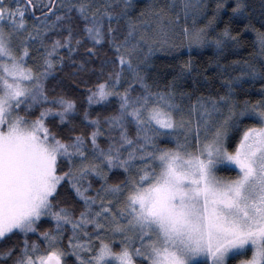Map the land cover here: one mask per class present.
I'll return each instance as SVG.
<instances>
[{
  "label": "snow or ice",
  "instance_id": "1",
  "mask_svg": "<svg viewBox=\"0 0 264 264\" xmlns=\"http://www.w3.org/2000/svg\"><path fill=\"white\" fill-rule=\"evenodd\" d=\"M253 17L248 0H0V264H264V0Z\"/></svg>",
  "mask_w": 264,
  "mask_h": 264
},
{
  "label": "trees",
  "instance_id": "2",
  "mask_svg": "<svg viewBox=\"0 0 264 264\" xmlns=\"http://www.w3.org/2000/svg\"><path fill=\"white\" fill-rule=\"evenodd\" d=\"M211 3H214V0H210ZM249 4L252 5V9L254 11V17H253V23H255L257 28L261 27V24L259 23V12L261 8V3L262 0H248ZM211 14V12H209ZM226 19V17H225ZM200 23H203V20L200 21ZM219 27H223V23L219 25ZM243 35V50L239 53L240 57H246L249 53L254 51V41H255V34L252 33L251 31L242 34ZM107 49V45H105V48L102 49V51H105ZM180 52L182 55L176 56L175 58L169 56L167 53L164 52H157L155 53L150 67L146 69L149 74V78L152 79L153 77L158 79V82L161 85L166 84L168 81L171 80L172 77V68L175 67V65L183 59L187 58L188 55V49L187 48H181ZM214 53V48L212 47H206L204 49H195L193 50V56L201 63L202 66L206 65L207 59L211 56H213ZM237 58L234 55H227V60H232ZM68 69H65L64 72L66 73ZM60 75H64V73H61ZM78 95H86V93H77ZM257 98L256 96H253V99ZM86 106V105H85ZM115 108V102H113V105L107 109L100 107V106H93V114L100 112L102 114H106L109 111H112ZM252 121H246V123H251ZM102 144L105 143V141H101ZM161 144L168 146L170 143L167 141V139H162ZM119 173L115 172L114 170V175H118ZM220 174L221 175H229V174H234L230 173L229 170L226 169H220ZM99 184V181L94 182V187H97ZM60 199H64V191L63 189L61 190V196L59 197ZM43 227H48V224L45 223ZM35 238V237H33ZM240 259V256L236 257L235 260L231 262V264H236V261Z\"/></svg>",
  "mask_w": 264,
  "mask_h": 264
},
{
  "label": "rangeland",
  "instance_id": "3",
  "mask_svg": "<svg viewBox=\"0 0 264 264\" xmlns=\"http://www.w3.org/2000/svg\"><path fill=\"white\" fill-rule=\"evenodd\" d=\"M167 139V138H166ZM167 141L170 143V145H168V146H171V142H170V140L169 139H167ZM119 245L117 244V247H118ZM249 255H250V253H249ZM243 257H240V259H242Z\"/></svg>",
  "mask_w": 264,
  "mask_h": 264
}]
</instances>
